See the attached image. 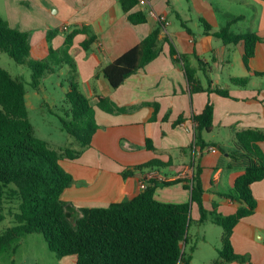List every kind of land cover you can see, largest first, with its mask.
<instances>
[{"label": "crops", "instance_id": "obj_1", "mask_svg": "<svg viewBox=\"0 0 264 264\" xmlns=\"http://www.w3.org/2000/svg\"><path fill=\"white\" fill-rule=\"evenodd\" d=\"M3 4L4 17L9 23L30 33L33 58H46L51 46L63 48L66 33L76 27L87 26L96 36L86 50L82 44L89 34L79 32L69 48L77 64L80 89L94 103L99 127L91 145L83 148L78 158L61 161L74 176V182L63 194L66 201L76 206H107L139 195L140 182L149 174L160 180L191 178L195 170L192 163L194 115L212 102L213 127L203 133L208 145L199 157L203 167L204 203L209 210L216 205L225 215L237 211L241 203L222 194L233 191L237 178L245 172L241 163L229 165L231 153L237 146V132L247 128L264 130V75L256 73L264 72V0H185V3L183 0H148L135 8L146 12L148 21L137 24L129 19L120 0H3ZM193 12L204 25L203 29L197 25L196 31L189 23L187 27L182 24L181 20L193 22ZM160 15H166L169 21L162 27L160 54L119 87H112L102 74L103 67L147 37L160 22ZM173 16L180 23L175 24ZM207 25L211 27L209 32L205 31ZM228 25L235 33L256 32L263 38L257 43L248 65L244 61V42L226 44L214 35ZM50 32H53L52 37L48 39ZM166 38L174 42L180 53L189 54V64L198 68L197 76L204 87L208 84L204 83L202 72L204 70L206 75L207 69L213 71V60L226 72V78L222 75L213 78L210 72L206 76L213 80V86L228 89L230 95L215 91L192 93L184 63L172 58ZM36 50L38 56L34 53ZM55 69L54 73L59 71L69 76V64H60ZM243 76L250 78L246 87L230 81L232 77ZM67 80L66 93L70 85L69 78ZM42 87L41 82L39 89ZM99 96L110 98L116 108L108 111L101 107ZM28 98L27 94L29 105ZM148 138L154 149L147 147ZM259 144L264 152V140ZM51 145L54 147L53 143ZM70 145L81 148L77 140ZM212 146L218 150H210ZM153 159H160L167 165L123 176L126 168ZM252 192L257 199L256 210L242 218L230 236L235 252L246 255L249 261L234 260L225 264H264V178L252 184ZM156 197L166 202H185L191 200V191L179 182L158 187ZM192 217L200 218L196 203L192 205ZM224 233L223 228L220 243L206 248V235H192L189 231L188 249L195 246L191 263L214 264L224 246ZM23 237L18 248L24 243ZM57 264H77V257H57Z\"/></svg>", "mask_w": 264, "mask_h": 264}, {"label": "trees", "instance_id": "obj_2", "mask_svg": "<svg viewBox=\"0 0 264 264\" xmlns=\"http://www.w3.org/2000/svg\"><path fill=\"white\" fill-rule=\"evenodd\" d=\"M141 0H120L129 19L133 23L148 21L144 11L135 10ZM160 19V17H159ZM187 27V22L181 20ZM164 22H160L140 43L125 52L102 69V74L114 88L154 60L161 52V32ZM206 32L211 30L206 26ZM55 32H58L56 29ZM79 32L89 34L83 42L88 50L96 39L87 26L76 27L66 33L65 46L61 49L49 48V55L43 59L31 57L30 33L12 26L0 14V51L7 53L16 62L27 64L33 70L31 86L39 89L43 78L56 72L55 67L69 64V90L66 93L65 117L61 116L62 129L67 131L81 145L76 149L64 146L54 148L50 141L36 135L30 119L25 82L0 66V222L12 216L15 224L0 233V254L8 250L16 252L21 238L26 234L42 233L49 248L58 258L69 255L77 257V264H192V251L188 249L189 231L192 223L191 208L198 204L199 223L210 216L224 230V246L214 264L230 261H249L246 255L235 252L231 242V232L244 217L255 212L257 199L252 192V184L264 178V152L260 141L264 140V130L247 128L237 132L236 150L231 153L230 167L241 163L245 172L240 175L233 191L222 194L241 203L233 214L225 215L214 205L212 210L204 203L203 167L199 157L208 145L203 133L210 131L214 121V105L208 102L203 111L194 115L195 140L191 178L160 180L152 177L147 187L132 199L112 202L107 206H76L63 198L65 190L74 182V176L62 165V159H76L83 148L89 147L99 125L96 121L94 103L80 89L78 69L74 57L69 53L74 36ZM50 32L48 39H51ZM214 35L227 43L244 42V61L256 52V45L263 38L256 32L235 33L230 25L215 31ZM170 53L175 61L184 63L192 93L215 91L229 96L228 89L213 86L208 77L204 87L198 76V68L189 64V54L180 53L169 38ZM201 65L204 61L197 56ZM200 65V66H201ZM264 75V72H256ZM206 75L207 72H206ZM232 84L246 87L248 76L230 78ZM98 104L113 111L116 106L105 96H99ZM183 119V118H180ZM147 147L154 149L151 139ZM196 163V164H195ZM167 165L160 159H153L133 168H126L122 174L127 177L136 170ZM183 182L191 191V200L166 202L156 197L158 187ZM17 201V209L6 210V200Z\"/></svg>", "mask_w": 264, "mask_h": 264}, {"label": "rangeland", "instance_id": "obj_3", "mask_svg": "<svg viewBox=\"0 0 264 264\" xmlns=\"http://www.w3.org/2000/svg\"><path fill=\"white\" fill-rule=\"evenodd\" d=\"M185 3V0H183ZM0 14L5 16V8L3 0H0ZM175 24L180 23V20L175 16L172 17ZM191 27L198 31L197 25L203 29L204 25L198 19V15L193 12V22L187 21ZM246 24V21L243 25ZM216 42H214L215 44ZM216 45V44H215ZM38 56L37 50L34 51ZM31 57H34L31 55ZM213 71L210 76L215 78L222 75L226 78V72L218 68V65L211 60ZM0 66L6 68L14 76H19L25 82L27 94L29 95V112L30 119L35 127L36 135L44 138L54 144V147L71 146L70 142L76 141L67 131L62 129L61 116L65 117L64 107H67L66 88L68 87V74L57 71L51 75H46L42 79V89H34L31 86L33 79V70L27 64L16 62L7 53L0 51ZM203 70V69H201ZM202 79L204 83L208 84V77L202 72ZM45 86V87H44ZM48 98V99H47ZM207 132V131H205ZM6 210L17 209V201L6 200ZM192 216V208H191ZM193 219V217H192ZM15 224L12 216H8L4 221L0 222V233L7 227ZM223 227L212 220V217L203 224L193 219L190 227V233H200L206 235V242L204 246L210 248L212 244L220 243ZM23 245L18 248L17 252L10 250L0 254V264H57V255L53 252L42 233H32L31 235H24ZM222 247V246H221Z\"/></svg>", "mask_w": 264, "mask_h": 264}, {"label": "built area", "instance_id": "obj_4", "mask_svg": "<svg viewBox=\"0 0 264 264\" xmlns=\"http://www.w3.org/2000/svg\"><path fill=\"white\" fill-rule=\"evenodd\" d=\"M147 2H148V0H141L140 3H142V4H146ZM160 19L164 22V26H166V25L169 24V21H168L166 15H160ZM65 29H67V27H66ZM210 150L217 151L218 148L215 147V146H212V147L210 148ZM152 177H154V176H153L152 174H149V175L146 176V178H145L144 180H142V181L140 182V187H141V189H145V188L147 187V181H146V180H148V179H150V178H152Z\"/></svg>", "mask_w": 264, "mask_h": 264}]
</instances>
